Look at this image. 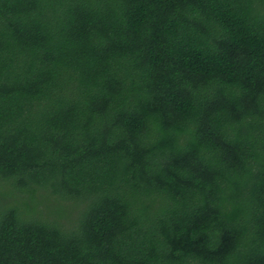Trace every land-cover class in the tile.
<instances>
[{
    "label": "trees",
    "instance_id": "1",
    "mask_svg": "<svg viewBox=\"0 0 264 264\" xmlns=\"http://www.w3.org/2000/svg\"><path fill=\"white\" fill-rule=\"evenodd\" d=\"M0 264H264V0H0Z\"/></svg>",
    "mask_w": 264,
    "mask_h": 264
}]
</instances>
